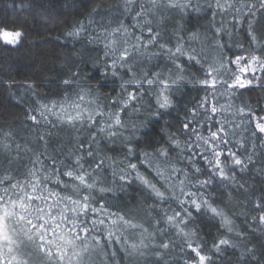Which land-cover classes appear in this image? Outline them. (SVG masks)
<instances>
[{"label": "snow or ice", "instance_id": "obj_1", "mask_svg": "<svg viewBox=\"0 0 264 264\" xmlns=\"http://www.w3.org/2000/svg\"><path fill=\"white\" fill-rule=\"evenodd\" d=\"M134 3L138 10L134 11ZM148 4L150 7L138 0H125V13L134 11L133 30L119 20L116 27H110L109 22V26L102 27L98 34L89 38L90 43L103 45L105 75L111 72L113 77H120V94L107 103H100L99 90L93 95L92 88L79 87L75 78L78 73H74L71 78L62 81L66 87L61 100L40 103L39 108L29 110L27 119L34 125H39L42 120L51 123V116L56 124L67 126L77 133L85 128L92 131L89 132L87 146L79 136L75 137L76 143L65 159L37 154L33 167L22 180L14 179L7 170L0 174V264H36L37 260L39 264H95V258L101 255L106 261L110 259L119 264L117 250L108 251L114 244L119 245V251L125 257L139 259L151 255L154 264H168L166 256L175 246V241L162 239L156 242L155 233H149L143 224L135 222L122 210L118 193L133 181L142 185L148 197L153 199V211L160 210V219L155 221L157 226L164 225L156 229L160 235L164 236L168 229H173L175 235L181 238L180 251L188 254L183 264H231L227 250H240L238 242L224 236L206 252L196 233L187 230L194 212L210 213L212 218L220 219L221 227L227 233H235L241 238L245 236L243 230L236 229L235 222L223 208L206 198L205 191L209 188L218 192L228 188L242 192L257 213L251 216L255 225L250 226L252 231L264 233V186L253 199V194L246 187L247 181L243 179L244 173L255 168L256 153L248 152L246 137L234 139L237 129L250 131L254 138L252 148L257 146L256 138L260 139V146L264 148V114H258L264 113V107H260L261 102L257 101L255 110L251 105H242L229 113L231 105L226 108L219 103V98L226 93L234 97L241 89L264 87V44L258 43L254 34V25L258 21L248 20V34L255 46L253 51L235 54L234 58L222 56L215 61V66L210 64L205 70L195 49L188 51L179 42L174 48L159 42L163 17L154 25L158 11L171 9L183 13L191 7V0H148ZM215 6L221 11L234 9L237 16L256 15L253 5L241 3L234 7L227 0L225 4L216 0ZM245 7L247 11L242 13ZM260 9H264V0H260ZM93 12L98 10L93 9ZM89 23H92L91 19ZM260 27L264 29V24ZM222 30L216 28L217 35ZM84 32L85 25L79 23L64 35L78 41ZM22 37L21 31L9 29L0 22V46L15 48ZM192 38H196V33L192 34ZM59 39L57 37L54 43H58ZM216 43L223 48L219 41ZM238 47L242 49L243 45ZM153 48L159 50L151 51ZM161 55L166 56L172 65L167 74L137 67L145 60L151 61ZM181 58L199 65L203 77L189 79L184 65L179 62ZM124 76L128 78L124 79ZM186 83L198 86L204 95L178 109L173 89ZM73 84L79 90L69 95L68 89ZM12 86L8 85L9 88ZM35 87L34 84H27L33 95ZM221 88L223 92L219 91ZM149 93L154 95L157 109L152 115H171L175 110L178 127L168 134L167 147L157 145L153 151L137 152L138 145L134 144L132 137H124L121 131L126 129L122 114H128V109L138 112L136 105ZM236 117H239V123L235 122ZM247 125L253 127L249 129ZM98 134L109 139L123 137L127 142L124 161L107 158L112 160L108 166L112 177L110 181L100 176L104 171V159L85 168L86 158L93 159L98 155L91 150L93 143L99 144ZM39 138L47 147L45 137ZM3 147L8 149L7 144ZM133 157L136 162L130 159ZM45 160L50 163L46 165ZM11 163L12 160H9L8 164ZM255 170L264 174V161ZM171 202H175L179 210L171 208ZM164 204L168 207L163 208ZM244 223L247 225V218ZM136 229L141 230V238L139 242H130L125 233ZM150 248L153 251H149ZM252 252L251 248L241 250L239 258L243 260Z\"/></svg>", "mask_w": 264, "mask_h": 264}, {"label": "trees", "instance_id": "obj_2", "mask_svg": "<svg viewBox=\"0 0 264 264\" xmlns=\"http://www.w3.org/2000/svg\"><path fill=\"white\" fill-rule=\"evenodd\" d=\"M138 2L150 7L148 0H138ZM225 2L226 0H220L221 4ZM227 2L232 3L234 7H238L241 3L246 6L253 5L256 15L255 17L237 16L234 9L221 11L215 6L216 0H191V7L183 13L171 9H161L157 12L154 25L161 17L164 18L159 28L161 33L159 42L173 48L179 42L188 51L195 49L205 70L210 64L215 66V61L222 56L234 58L235 54H246L254 50L255 46L248 34L250 19L258 21L254 25V34L258 43L264 44V29L260 27L264 24V9H260V0H227ZM210 4L212 7H209ZM124 8L125 0H0V22L5 23L9 29L23 33L17 47L0 46V174L7 170L14 179L22 180L27 171L33 167L36 155L41 153L54 155L58 160L65 159L68 151L75 145L77 136L87 146L89 132L92 130L85 128L77 133L74 129L56 124L55 118L51 116H49L51 123L42 120L39 125H34L27 116L30 114L29 110L39 108L40 103L61 100L66 87L62 81L71 78L74 73H78L75 78L79 81V87L92 88L93 95L97 94V89L99 90L100 103H107L112 97L121 93L120 77H113L111 72L105 75L103 45L97 42L90 43L89 38L98 34L102 27L109 26V22H111L110 27H116L119 20H123L130 30H133L132 16L138 7L134 3L132 13H125ZM93 9H97L98 12H93ZM246 11V7L241 10L242 13ZM90 19L92 23H89ZM79 23L85 25V32L78 41L64 35ZM216 28L223 29L219 35L216 33ZM193 33H196L195 39L192 38ZM57 37L60 38L59 42L54 43ZM216 41H219L223 48H220ZM238 45H243V48ZM158 50V48L151 49V51ZM179 62L184 65L189 79L203 77L199 65L189 63L186 58H181ZM137 67H146L167 74L172 65L166 56L161 55L151 61L145 60ZM127 78L124 76V79ZM9 84L13 86L9 88ZM27 84L36 85L35 95L32 94V90L27 89ZM79 87L73 84L72 88L68 89L69 95L78 91ZM219 91L223 92L224 89L221 88ZM203 95V90L193 84L186 83L178 89H173V97L178 109L185 103H194L196 98ZM257 101L261 102L260 107H264V87L252 86L239 90L234 97L226 93L219 98V103L226 108L231 105L229 113L235 112L242 105H251L255 110ZM136 107L139 108L138 112L128 109V114H122V119L126 123V129L121 130L123 136L132 137L134 144L138 145L137 152L153 151L157 145L167 147L168 134L176 131L178 127L177 112L173 110L171 115L160 117L152 115L157 110L152 93L146 94ZM235 122H240L239 117H236ZM247 127L251 129L253 125ZM236 131L237 137L234 139H239L241 136L247 138L248 152L256 153L255 168L261 167V162L264 161V148L260 146V139H255L257 146L253 149L254 138L250 131L244 132L242 129ZM40 136H44L48 141L47 147L44 141L40 140ZM97 140L99 144L93 143L91 150L98 155L93 159L86 158L85 168L88 169L89 164L94 166L95 161L104 159V171L100 176L110 181L112 177L108 166L112 160L124 161L127 142L123 137L109 139L104 138L102 134L97 135ZM4 144L8 145L7 150L4 149ZM108 157L112 160L107 159ZM130 159L136 162L134 157ZM9 160H12L11 165L8 164ZM44 163L47 165L50 161L45 160ZM255 168L243 174V179L247 181L246 187L249 188V193L253 194V199L259 195V189L264 186V174L258 173ZM141 171L143 172L144 169L141 168ZM205 196L209 201H214L223 208L235 222L236 229L243 230L245 236L241 238L235 233H227L225 228L221 227L220 219L212 218L210 213L194 212L187 230L196 233V238L204 245V250L209 251L219 238L230 236L240 245V250H227L231 264H264V233L252 231L255 225L251 216L257 213L247 202L246 196L232 188L222 189L219 192L209 188L205 191ZM118 198L122 203L123 211L135 222L143 224L149 233H155L156 242L162 239L175 241V246L170 248L166 256L168 264H183L188 254L180 251L181 238L175 235L173 229H168L164 236L156 230L157 227H164L163 223L158 226L155 223L160 219L161 213L159 209L153 211L154 201L148 197L143 186L133 181L123 192L118 193ZM162 207L167 208L168 204ZM171 208L179 210L175 202H171ZM246 218L247 225L244 223ZM140 232V229L129 230L125 235L129 237L130 242H139ZM144 235L148 234L144 233ZM248 248L253 249V252L241 260L240 251ZM114 249L117 250L116 260L119 264H154L151 255L133 259L125 257L124 253L119 251V245L114 244L108 251ZM149 251L153 249L150 248ZM36 263L39 261L37 260ZM95 264H115V261L110 259L106 261L101 255L95 258Z\"/></svg>", "mask_w": 264, "mask_h": 264}, {"label": "rangeland", "instance_id": "obj_3", "mask_svg": "<svg viewBox=\"0 0 264 264\" xmlns=\"http://www.w3.org/2000/svg\"><path fill=\"white\" fill-rule=\"evenodd\" d=\"M36 264H39V263H36Z\"/></svg>", "mask_w": 264, "mask_h": 264}]
</instances>
